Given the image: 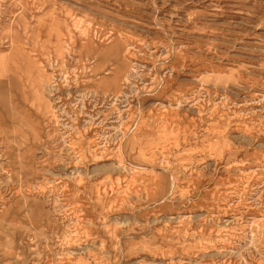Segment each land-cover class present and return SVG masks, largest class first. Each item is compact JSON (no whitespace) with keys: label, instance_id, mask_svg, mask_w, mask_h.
Segmentation results:
<instances>
[{"label":"rangeland","instance_id":"rangeland-1","mask_svg":"<svg viewBox=\"0 0 264 264\" xmlns=\"http://www.w3.org/2000/svg\"><path fill=\"white\" fill-rule=\"evenodd\" d=\"M0 264H264V0H0Z\"/></svg>","mask_w":264,"mask_h":264}]
</instances>
